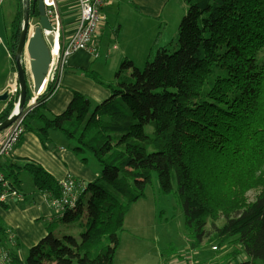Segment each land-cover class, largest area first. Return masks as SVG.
<instances>
[{
	"label": "trees",
	"instance_id": "16d2710c",
	"mask_svg": "<svg viewBox=\"0 0 264 264\" xmlns=\"http://www.w3.org/2000/svg\"><path fill=\"white\" fill-rule=\"evenodd\" d=\"M185 1L176 46L158 49L142 70L123 61L116 81L106 84L107 99L95 103L74 92L66 110L52 114L47 102L57 83L54 72L46 92L25 111L24 133H35L45 149L52 132L63 133L83 163L87 152L94 155L101 172L87 184V204L81 200L59 215L77 222L79 233L57 236L50 225L25 260L0 217V247L10 250L16 264H114L125 218L146 197L154 174L163 193L180 198L191 248L212 235V241L239 247L232 261L248 258L230 264H264V175H257L264 150V0ZM22 21L12 23L13 57ZM82 72L105 85L93 71ZM15 103H6L0 123ZM23 172L34 193L62 195L59 180L42 165L5 157L0 207L9 208L2 195L20 193ZM252 187L261 190L249 203L245 193ZM220 214L224 225L212 224L208 232L206 218Z\"/></svg>",
	"mask_w": 264,
	"mask_h": 264
},
{
	"label": "crops",
	"instance_id": "0c3cea01",
	"mask_svg": "<svg viewBox=\"0 0 264 264\" xmlns=\"http://www.w3.org/2000/svg\"><path fill=\"white\" fill-rule=\"evenodd\" d=\"M54 1L56 2L55 11L60 21V25L58 24L60 38L64 40L73 35L79 26L80 7L77 0ZM168 3L169 0H107L104 6L106 20L94 39V44L99 46L102 56L99 55L95 58L89 50H80L69 56L66 67L60 74L58 72V89L47 102V109L52 114L59 115L66 110L74 92L87 96L92 102L100 103L110 96L111 90L106 84L116 81L117 73L123 61L130 60L139 68H141L142 62H147L150 52L155 46L157 34L159 35L155 46L157 50L162 47L173 46V41L167 42L160 39L161 32H154L155 24L153 22H147L148 20L157 21V29H162L173 21L179 22L183 13L178 6L177 8L173 6L172 9L180 15L171 11V13L165 12L164 16V10ZM180 6L182 8L181 4ZM34 23L33 27L36 26V20ZM150 27L152 28L150 29ZM2 31L3 25H0V94L10 86L16 87L18 82L14 57L10 51L12 34L10 38L6 36L7 41L4 42ZM22 62L27 68V73L29 58L26 54L23 56ZM83 70L93 71L105 85L85 76ZM4 133H0V140ZM56 135V132L51 133L52 141L50 146L45 149L35 133L26 131L21 143L13 150L11 158L33 160L42 165L59 181L68 174L85 181L87 184L95 181L101 172L99 162L98 164H91L89 160L87 164L83 163L80 156H76L71 149L66 150V146L54 142L55 138L57 140L59 138ZM24 175L25 172L20 176L22 181L20 193L16 196H8L5 200L9 208L5 210L0 207V217L17 239L20 246L17 254L23 260L27 258L28 254L23 257L22 254L26 252L21 250L24 248L29 253L28 250L48 234L50 223L56 218L47 196L34 193L33 180L32 187L24 186ZM30 179L32 178L30 177ZM146 201H148L147 195L133 203L131 207H137L139 203H143V206ZM128 217L129 214L125 218L123 233L130 231L131 235L134 233L143 237L149 234L150 226L144 222L142 226L138 227L140 232L131 231L127 224ZM140 219L143 220L144 216H140ZM120 240L121 244L116 252L114 264H146L149 261L151 256L149 247L144 246L142 248L137 240L127 241L126 238L127 243L124 246L121 234ZM187 241L188 238H186L184 247L180 249L170 248L168 251L159 249V264H216L205 261L209 258L211 260L214 256L213 253L211 256H207L202 250H192L189 241ZM127 244L130 249L127 248ZM239 260H248V258L246 254H242L230 263Z\"/></svg>",
	"mask_w": 264,
	"mask_h": 264
},
{
	"label": "rangeland",
	"instance_id": "374dc122",
	"mask_svg": "<svg viewBox=\"0 0 264 264\" xmlns=\"http://www.w3.org/2000/svg\"><path fill=\"white\" fill-rule=\"evenodd\" d=\"M179 3L182 5L183 9L181 8ZM173 6H175L176 8L177 6L180 7V11L181 13H183L181 18H179V22L173 21L174 24L170 22L166 27H163L162 29L161 28L157 29V25H158L157 21L148 20L147 22L148 23L153 22V24H155L153 28L154 32L156 33L161 32L160 34L161 40H166L167 42L173 41V45L176 46V39L178 37V26L182 18L184 17V15L186 14L188 6L185 0H169L168 6L164 10V16H165V12L171 13V11L174 12L176 15H180V13H177L175 10L172 9ZM22 12L24 14V1L23 0H0V25H3L2 36H3L4 42L7 41L6 36L10 38L12 34L11 32L12 23L14 22L16 24H19L22 21L21 15H20V13ZM34 22H35V18L32 17L30 19V29L33 27V24H35ZM102 24L99 26V28L102 26ZM22 25H23V21H22ZM151 28L152 27H150V29ZM154 43L156 46V41ZM155 46L150 52L149 58H151L150 59L151 61L154 60V57L158 51ZM96 47H97L98 55L95 56V54L93 53V56L97 58L100 55L101 57L102 54H100L99 46L97 44H96ZM174 47L171 46L170 49H173ZM145 62H142L140 64L141 70L144 69V67L146 66ZM27 80H28V85H29V96H28L27 103L25 104L24 111L31 110L36 105L38 98L46 92L44 91L36 99L35 101L36 103L32 104L31 100L34 99L36 96L34 94L33 76L29 68L27 72ZM17 97H18V94L14 96L13 101H16ZM5 106H6V103H0V111L4 109ZM56 134H57L56 136H59V138L57 140L54 137L56 139V140L54 139V142L57 144H62L66 146L67 147L66 150L68 149L72 150V147L70 145L71 143L64 136V134L61 132H56ZM85 155L87 157L86 160L88 161L90 160L91 164L93 163L98 164L97 159L94 157L92 153L87 152ZM80 158L82 159V157ZM261 160L262 161L259 163L261 164V166L257 171V175L263 176L264 175V150H263ZM256 162H257V159H256ZM206 169L209 170V167H206ZM23 178H24V186L32 187L33 185L32 179H30L27 173H25ZM260 190L261 189L259 187H255V188L252 187L248 189L245 193L247 202L249 203L252 202L257 197V195L260 193ZM146 195H147L148 201H146L145 205L142 206L143 203H139L137 207L136 206L131 207L128 213L129 217H128L127 224L131 231L132 230L139 231L138 227L142 226V223L144 222L145 224H148L150 226L149 234H146L147 235L146 237L138 236L134 233L131 235L130 231H128V233H123L122 231L120 234L122 235L124 246L129 240H137L138 242H140V245L142 246V248H144V246H147L150 248L151 256L149 257V261H147L146 264H159V261H160V258L158 255L159 249L168 251L170 248H176V249L183 248L185 245L186 238H188V232L185 228V217H184L183 204L177 195L175 194L168 195L161 191L157 174L153 175L152 182L147 186ZM88 197H89V194H86L83 197V203L85 205L87 204ZM142 215L144 216L143 220L140 219V216ZM55 217L56 218L54 219V221L51 222L50 224L53 225L54 227L53 232L57 236H61L63 234L77 235L79 233L80 229L78 227L77 222L66 223L64 220H62L61 216L56 215ZM206 223H207V231L210 232L212 229L211 227L212 224H215L217 227H222L225 223V217L223 214H220L217 217L208 216L206 218ZM125 238L127 241L125 240ZM212 238H213L212 235L207 236L206 239L203 241V243L198 248L199 250H202L207 256H211V253L214 254L211 260H209L210 259L209 258L208 260L205 259V261L215 262L216 264H230V262H232V257L234 256V250H237L239 247L236 246L234 243L230 244L229 242L221 244L218 241H212ZM216 245L218 246V249L213 250L212 248ZM127 248L130 249V246H128V244H127ZM191 249L195 250L193 248ZM21 251L26 252L25 254L24 253L22 254L23 257H25L28 254L27 250H25L24 248ZM260 264H263V263L260 262Z\"/></svg>",
	"mask_w": 264,
	"mask_h": 264
},
{
	"label": "built area",
	"instance_id": "2783aa9c",
	"mask_svg": "<svg viewBox=\"0 0 264 264\" xmlns=\"http://www.w3.org/2000/svg\"><path fill=\"white\" fill-rule=\"evenodd\" d=\"M80 7L79 26L74 34L64 40L56 43L51 52L52 71H58L59 74L66 67L69 56L80 50H89L97 56V47L94 39L98 35L99 26L106 20L104 6L107 0H77ZM49 15L55 14L56 2L54 0H46ZM50 72V76H51ZM49 76V77H50ZM58 89V84L55 91ZM11 96L18 93V88L11 86ZM36 99H32L31 103L35 104ZM26 112L13 123L1 136L0 140V160L10 157L13 150L21 142L24 135L23 123ZM0 183L7 185L0 177ZM62 195L57 199H49L51 206L56 215L73 210L83 200L84 195L88 192L87 183L75 176L68 174L60 181ZM16 194L15 192H12ZM10 193L2 195L1 199L5 200ZM13 241L15 236L12 233L8 235ZM218 246H214L213 250H217ZM0 264H16L7 248L0 247ZM23 264V263H20Z\"/></svg>",
	"mask_w": 264,
	"mask_h": 264
},
{
	"label": "water",
	"instance_id": "95a60500",
	"mask_svg": "<svg viewBox=\"0 0 264 264\" xmlns=\"http://www.w3.org/2000/svg\"><path fill=\"white\" fill-rule=\"evenodd\" d=\"M24 14L18 46L14 60L17 69L20 95L12 114L0 123V132L10 127L24 112L28 100L27 68L22 62L26 54L29 58V70L33 76L34 94L39 97L45 91L52 61L51 53L60 38L59 17L55 11L49 15L46 0H23ZM31 2L37 10H31ZM35 18L36 26L30 29V19ZM9 100V90L0 94V103Z\"/></svg>",
	"mask_w": 264,
	"mask_h": 264
},
{
	"label": "clouds",
	"instance_id": "9594fccd",
	"mask_svg": "<svg viewBox=\"0 0 264 264\" xmlns=\"http://www.w3.org/2000/svg\"><path fill=\"white\" fill-rule=\"evenodd\" d=\"M47 9H48V8H47ZM60 41H62V38H59L58 43H59ZM50 53H51V52H50ZM14 61H15V60H14ZM51 67H52V66H51ZM50 72H51V71H50ZM54 72H55L56 74H58V71H57V72H56V71L51 72V76H50V73H49V76H50V77H49V79H48V82H47L46 88L48 87V84H49L50 79H51V77H52V75H53ZM27 81H28V80H27ZM57 84H58V83H56V85H57ZM55 87H56V86H55ZM17 88H18V93H17V94H18V97H17L16 103H15V106H16V104H17V102H18L19 95H20V87H19L18 82H17ZM46 88H45V91H46ZM6 90H9V100L7 101V102H9V101H11L12 99H14V96H11V93H10L11 86H10L9 88H7ZM28 92H29V85H28ZM43 92H44V91H43ZM54 92H55V88H54ZM17 94H16V95H17ZM37 98H38V97L36 96L35 99H37ZM7 102H1V103H7ZM35 103H36V102H35ZM14 108H15V107H14ZM13 110H14V109H13ZM24 110H25V108H24ZM12 112H13V111H12ZM24 112H25V111H24ZM24 112H23V114H24ZM11 114H12V113H11ZM11 114H10V115H11ZM23 114H22V115H23ZM10 115H9V116H10ZM16 121H17V120H16ZM14 123H15V122H14ZM8 128H9V127H8ZM8 128H7V129H8ZM7 129H6V130H7ZM6 130H4V131H2V132H0V133L5 132ZM24 134H25V133H24ZM23 136H24V135H23ZM23 136H22V139H23ZM22 139H21V141H22ZM20 143H21V142H20ZM20 143H19V144H20ZM19 144H18V145H19ZM11 156H12V154H11ZM11 156H10V157H11ZM1 160H2V159H1ZM59 182H60V181H59ZM12 192H14V191H9L8 193H10V194H9L8 196H11V195L16 196V195L19 194V193H17V192H15L16 194H14V193H12ZM6 194H7V193H6ZM8 196H7V197H8ZM6 199H7V198H6ZM6 199H5V200H6ZM49 201H50V200H49ZM50 204H51V203H50ZM54 213H55V212H54ZM55 215H56V214H55ZM13 235H14V234H13ZM212 249H213V248H212Z\"/></svg>",
	"mask_w": 264,
	"mask_h": 264
},
{
	"label": "flooded vegetation",
	"instance_id": "af4514ba",
	"mask_svg": "<svg viewBox=\"0 0 264 264\" xmlns=\"http://www.w3.org/2000/svg\"><path fill=\"white\" fill-rule=\"evenodd\" d=\"M31 5H33L32 2H31ZM31 9H32V8L30 7V10H31Z\"/></svg>",
	"mask_w": 264,
	"mask_h": 264
},
{
	"label": "bare ground",
	"instance_id": "6f19581e",
	"mask_svg": "<svg viewBox=\"0 0 264 264\" xmlns=\"http://www.w3.org/2000/svg\"><path fill=\"white\" fill-rule=\"evenodd\" d=\"M73 98V97H72Z\"/></svg>",
	"mask_w": 264,
	"mask_h": 264
}]
</instances>
